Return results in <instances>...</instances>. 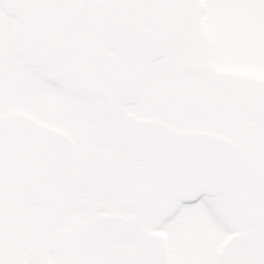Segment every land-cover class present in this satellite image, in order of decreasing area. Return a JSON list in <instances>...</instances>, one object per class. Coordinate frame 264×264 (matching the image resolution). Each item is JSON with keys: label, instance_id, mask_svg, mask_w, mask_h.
<instances>
[{"label": "flooded vegetation", "instance_id": "af4514ba", "mask_svg": "<svg viewBox=\"0 0 264 264\" xmlns=\"http://www.w3.org/2000/svg\"><path fill=\"white\" fill-rule=\"evenodd\" d=\"M190 6L0 0L14 18L0 35V264H213L214 214L243 220L233 234L264 231V87L250 103L248 86L212 76L204 55L185 50L198 14ZM114 37L139 45L138 56L121 57ZM185 64L208 71L189 75ZM131 121L189 137V147L201 135L227 140L225 189L174 199L155 172L139 177L156 164L99 140L136 133Z\"/></svg>", "mask_w": 264, "mask_h": 264}, {"label": "rangeland", "instance_id": "374dc122", "mask_svg": "<svg viewBox=\"0 0 264 264\" xmlns=\"http://www.w3.org/2000/svg\"><path fill=\"white\" fill-rule=\"evenodd\" d=\"M187 1L191 4L189 8L195 7L198 14L196 20L191 18L195 23L192 31L194 40L184 43L187 47L185 50L204 55L206 63L212 66V76L244 84L248 88L264 87V0ZM13 20L11 15H5L0 8V35L6 34L4 25L7 22L8 33L10 32ZM171 45L172 50L177 44ZM176 76L170 70L169 83H173ZM250 110H254L252 106ZM257 122L256 117H250L249 130L255 132ZM219 214L212 216V262L215 251L225 236L247 228H243L245 226L242 219ZM254 218L256 217H248L245 220L249 219L252 223ZM261 223H264V219ZM8 264H18V261H9Z\"/></svg>", "mask_w": 264, "mask_h": 264}, {"label": "water", "instance_id": "95a60500", "mask_svg": "<svg viewBox=\"0 0 264 264\" xmlns=\"http://www.w3.org/2000/svg\"><path fill=\"white\" fill-rule=\"evenodd\" d=\"M128 52V51H126ZM147 126L137 127L135 136L130 137V142L120 143L111 138H105V142L110 146L120 147V149L126 151L134 161L146 162L151 158V161L161 162V156L163 154L164 161L166 160L167 168L170 173L168 178L165 179L168 183H163L160 188L166 195L182 197L186 195L184 192L187 190H193L191 185H183L181 179L183 178V165L182 158L188 159L189 156H195V193H210L212 190L214 193L215 186H223L227 183L233 169V156L230 154L227 147L222 144L221 140L209 139L201 137L197 139L200 143H197V151L187 150V145L184 146L183 150L181 144L184 139L177 135H167L168 138L165 143L159 141L161 138L156 136H149ZM211 141V144H209ZM224 148V149H222ZM181 149V150H180ZM149 157V158H148ZM158 168V167H157ZM219 179L217 180V178ZM216 180V184H215ZM260 241H264V233H250L246 235L233 236L223 247L220 249L216 264H232L228 260L229 256L232 255V247L238 243L240 249L245 258L236 264H264V259L257 257L255 252L256 246ZM258 251V250H257ZM240 253V254H242Z\"/></svg>", "mask_w": 264, "mask_h": 264}, {"label": "bare ground", "instance_id": "6f19581e", "mask_svg": "<svg viewBox=\"0 0 264 264\" xmlns=\"http://www.w3.org/2000/svg\"><path fill=\"white\" fill-rule=\"evenodd\" d=\"M219 179V177L217 178V180ZM228 236H238V234H228ZM222 244V242H220L219 246ZM240 245H243V243H238L236 245H234L231 249H232V255L229 256L228 260L230 261V263L232 264H236L235 261L238 263L239 261H242L244 257L242 250L239 248ZM256 246V254L257 257L259 258H263L264 259V241H260L258 244H254ZM258 250V251H257ZM219 253V251H218ZM242 253V254H240ZM216 260V258H214Z\"/></svg>", "mask_w": 264, "mask_h": 264}, {"label": "trees", "instance_id": "16d2710c", "mask_svg": "<svg viewBox=\"0 0 264 264\" xmlns=\"http://www.w3.org/2000/svg\"><path fill=\"white\" fill-rule=\"evenodd\" d=\"M256 99V96H255V92H250L249 93V100L251 101V100H255Z\"/></svg>", "mask_w": 264, "mask_h": 264}]
</instances>
